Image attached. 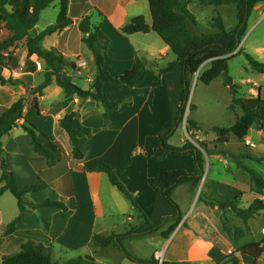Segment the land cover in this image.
Here are the masks:
<instances>
[{"label":"crops","instance_id":"1","mask_svg":"<svg viewBox=\"0 0 264 264\" xmlns=\"http://www.w3.org/2000/svg\"><path fill=\"white\" fill-rule=\"evenodd\" d=\"M60 1L55 11L56 20L60 12ZM230 7L235 9V6ZM260 7L258 6L255 9L253 16ZM7 9L9 11L11 10L10 7H7ZM96 11L101 13L103 18L98 15L96 24H93L97 25L101 23L103 31L111 39L109 50L105 54V67L112 76L119 77L131 69L137 53H146L149 55L150 59H146V63L150 69L156 70L169 63H163L172 54L169 47L163 41L162 43L157 42L156 45H142L140 47L136 46L133 42L134 39H141L142 37L140 35L147 37L155 32L151 31L147 34L137 33L131 36H125L119 32L121 27L137 16H144L147 23L152 26L148 0H69V14L73 20V24L62 32H57L47 37L43 42V47L47 50L58 49L64 54L66 59L73 63L77 61V58H83V53L81 52L84 47L83 45H85L82 42L83 34L77 32L79 33L77 34L78 39L75 40L71 36V31L74 28L80 31L79 22L81 18L76 16H94V12ZM97 12L95 15H97ZM196 16L199 23V15L196 14ZM223 19L225 20V18ZM47 27L40 28L37 25L31 31V35L36 37ZM0 34L5 36V38L11 36V32L5 28V22L2 20H0ZM15 52L20 55V67L15 71L5 69L3 75L7 79L18 80L20 83L15 86L6 85L0 88V108L10 107L20 98L26 97L29 89L36 88L44 81L42 63L37 61L35 57L31 58L27 63L28 52L25 48L24 41L18 44ZM90 61L94 65V55L92 52L90 53ZM71 71L74 75L77 74L79 76L83 73L78 68L77 70L71 69ZM93 73L95 75V70ZM180 73L181 70L178 65L174 72L162 76L160 81L155 82L150 78H146L134 88H129L124 85L112 86L106 83L103 88L107 95V102L104 107L99 106L97 102L92 100H88L81 105L80 99L74 97L68 103L67 107L62 108L58 106V103L64 100L65 95L63 90L55 84L46 88L42 96H31L24 110V119L19 124L22 125L25 121H29L43 131L51 143L61 145L62 151L57 153L58 162L50 167H43V160L34 153V146L32 145L30 136L21 127H16L2 141L6 164L10 171L16 173L20 190H23L28 185L43 182L48 184L46 190L28 196L31 202L40 203L47 199L62 201L68 207V210L63 211L49 207L39 208L24 216L13 234L5 236L6 226L19 215V208L18 210H14V212H11L9 219L4 223L0 219V228L4 227V229L2 228L0 230L1 247L15 242L16 248H21L24 243L32 241L35 244L51 247L52 259L59 262L57 260L62 259L54 256L57 252L58 254L62 252L56 248L55 244L57 243V245H62L67 250L75 251L76 255L77 251L85 248V251H82L84 256L94 257L99 264H136L129 260L115 246L101 248L92 243V238L95 235L110 236L112 234H124L131 226L137 225V223L130 224L129 221L137 220L138 218V211L136 213L134 212L136 209L132 204V209L126 211L124 200L118 194V189L110 183L108 176L95 170L100 163L110 165L127 189L134 195L135 201L148 219L150 221H156L162 218L159 216L151 218V213L139 201L141 195L144 202L150 198L154 200L156 198L162 205V201L165 203L161 192L159 190H153L150 187L149 179L161 172L171 170L184 169L189 173H194L195 165L192 158L182 157L183 159L181 161L187 162V167H172L171 163H169L168 167L160 169L156 164L157 157H159L161 152L158 151L155 156L148 158L144 152V142L147 136H159L172 126L170 97L174 91L171 92V89L167 90L166 87L172 88L173 81L178 80L180 86ZM94 75L90 78L93 79ZM71 77L66 73L63 79L74 83ZM80 87L87 90L90 88V84L86 88ZM55 92L60 94L59 98L53 96ZM262 92L263 90H261V95L263 94ZM35 99L39 104V108L33 103ZM178 108L179 104H176L175 110L178 111ZM76 111H79L81 121L87 125L91 124L90 116L98 112H106L110 118V124L108 126L95 128L91 138H83L81 140L84 158L78 164L85 167L87 169L86 172L76 169L72 170L70 168L72 161V143L68 134L60 125V119L64 115ZM165 158L168 159V157ZM32 160L37 161V165L40 167L39 172L33 165ZM131 182H139V184H132ZM108 185L114 187L113 189H116L118 192L116 190H108ZM182 187L184 185L176 189L174 197ZM217 188L221 194L228 196L218 185ZM103 189H107L106 192ZM8 193L6 192L0 197V203L10 200L6 196ZM2 205L0 204V217L3 213ZM165 205L167 206L165 203L162 207L164 208ZM190 206V202L187 201L186 207L189 210ZM181 209L183 215L186 216L187 213H184L185 207L181 206ZM215 209L218 214L223 213V211L217 208ZM202 215L204 213L198 212L192 218L196 220ZM42 218L48 220L50 224L49 231L45 232L43 230ZM101 219L103 221H100ZM189 223V229L184 231L181 228H177L168 241L170 242L168 245L169 261H186L191 264H208L209 262L220 264L225 257L226 247L230 253L235 251L236 243L233 241L231 235L225 234L223 236L220 233V235L217 234L220 237L216 236L213 238L212 235L214 233L209 232L208 226L200 229L203 234L199 239H189L193 231L191 229L193 225ZM160 231L146 237L152 236L155 240L159 239L157 241L166 247L167 244H163V239L159 234ZM262 233L264 234V232ZM136 239H128L125 243ZM245 239L246 237L243 236L238 240L246 252L249 249L244 244ZM227 240L228 246H231L229 248L225 245V241ZM155 252H158L156 247L152 249L149 258H144L143 260H150ZM238 255L241 264H248L247 260H250L254 264L261 263V259L257 260L256 257H253L248 252ZM3 256L5 255L0 256V263Z\"/></svg>","mask_w":264,"mask_h":264},{"label":"trees","instance_id":"2","mask_svg":"<svg viewBox=\"0 0 264 264\" xmlns=\"http://www.w3.org/2000/svg\"><path fill=\"white\" fill-rule=\"evenodd\" d=\"M54 2L55 0H0V20L5 22V28L11 32L9 38L0 41V88L6 85L15 86L20 83L18 80L5 78L3 71L5 69L15 71L20 67L21 60L15 52V48L22 41L25 42V48L28 52L27 63L35 57L37 61L42 63L44 70V81L39 86L29 89L26 97L20 98L10 107L0 108V185H2L0 197L6 192H10L17 199L19 207V215L8 224L4 235L13 234L24 216L39 208L49 207L63 211L68 210V207L62 201L47 199L40 203L31 202L28 196L46 190L48 184L43 182L28 185L20 190L16 173L10 171L6 164L2 141L16 127H21L30 136L34 153L43 160V167H50L58 162L57 153L62 151L61 145L51 143L48 136L29 121H25L22 125L19 124L24 119V110L31 96H42L46 88L55 84L63 90L65 95L64 100L58 104L62 108L67 107L74 97L80 99L81 105L88 100H92L97 102L99 106L104 107L107 102V95L103 90L106 83L112 86L124 85L134 88L146 78H150L155 82L160 81L162 76L174 72L179 65L181 70L180 106L174 122L165 133L159 136L149 135L144 142V152L148 158L155 156L158 151L173 156L193 158L194 173H189L184 169L171 170L161 172L149 179L150 187L161 192L163 200L172 211V214L156 221H150L135 201L134 195L127 189L110 165L100 163L95 170L106 174L110 183L131 202L140 214L137 225L131 226L124 234L95 235L92 238V243L101 248L115 246L136 264H159L158 262L155 263L153 259L147 261L132 256L126 250L124 242L128 239L155 234L162 230L166 224L171 223L169 228L162 233L165 239H169L184 218L181 206L174 198V193L180 186L188 185L195 189L201 184L205 176V152L208 155L225 154V152L218 151L219 146L229 145L231 137L243 141L254 126L264 131V98L261 95V90H259L256 98H245L240 92L241 88L235 84L234 79L229 74V63L238 56L245 57L252 72L264 74L263 62H260L243 49L238 50L249 30V21L255 9L260 5H264V0H148L152 26L147 23L144 16H137L121 27L119 32L125 36H131L153 31L169 47L171 53L175 56V60L162 68L154 70L148 68L146 60L137 54L133 67L119 77L112 76L105 67V53L110 47L111 39L103 31L101 23L94 25L92 23L93 15L76 16L81 18L79 30L83 34L82 42L94 55L95 75L92 86L87 90L63 79L67 68L77 70L75 63L66 59L58 49L47 50L43 47V42L47 37L62 32L73 24L69 14V0L60 1V12L54 24L41 31L36 37L31 35V31L40 21L42 12L51 7ZM195 3L205 8L212 7L215 9L223 6H235L237 25L233 29H227L223 17L217 13L211 19V31H200L197 16L191 10V6ZM7 7H10L11 10L9 11ZM96 12L94 13L96 14ZM97 15L103 18L101 13L97 12ZM207 63L209 67L200 74V82L204 85H210L216 79L222 78L224 85L231 89L233 96L230 109L235 112L238 107L241 109L242 115H238L235 123L229 128H214L217 139L212 149L205 144H202L203 148L197 146L191 140H186L182 146H175L170 141L184 121L187 110L194 111L196 109V106L190 102L193 78L200 68ZM33 103L39 108L36 99ZM90 120V125L82 122L79 111L66 114L60 119L61 128L68 134L72 143V161L70 165L72 170L87 171L85 167L78 164L84 158L81 140L91 138L95 128L106 127L110 124V118L106 112L95 113L90 116ZM187 122L191 128L199 129L200 124L196 120L188 119ZM232 158L237 166L248 174L254 193L263 196L264 176L255 168L240 161L239 156H232ZM252 161L262 163L264 162V155ZM32 163L39 172L40 167L37 165V161L32 160ZM201 201L213 209L230 210L235 218L241 220L244 228L235 230V242L245 236L246 231L250 229L249 222L264 212V200L256 198L248 208H242V201L239 196L230 199L221 194L214 185L207 186ZM42 222L44 230L49 231L50 224L48 220L42 218ZM227 233H230V230L227 229ZM51 252V247L28 241L21 246L18 252L3 256L0 264H99L92 256L78 257L59 263L52 259ZM246 252L242 247L236 248L227 257L230 258L231 264H241L238 254ZM162 264L191 263L186 261H163Z\"/></svg>","mask_w":264,"mask_h":264},{"label":"rangeland","instance_id":"3","mask_svg":"<svg viewBox=\"0 0 264 264\" xmlns=\"http://www.w3.org/2000/svg\"><path fill=\"white\" fill-rule=\"evenodd\" d=\"M58 2L59 0H56L55 3L51 7H49V9H47L44 13L42 12L43 14H41V18L38 23L40 28L47 27L55 23V11L58 7ZM260 6V9H258L256 14L249 21V30L246 36L243 38L238 50L243 49L245 52L253 55L257 60L264 63V5ZM191 10L199 15L200 22L198 29L202 32L211 31V19L212 17L216 16L217 13H220L221 16L225 18L224 21L228 29H232V27L236 25L237 13L236 9H234L233 7L225 6L219 9H215L212 7L204 8L201 7L198 3H195L191 6ZM97 18L98 15L94 14L92 23L96 24ZM77 32L80 31L76 30L75 28L71 31V36H73L75 40L78 39L77 34L79 33ZM140 36L142 37L141 39L133 40L134 44L138 47L142 45H156L157 42L162 43L161 38L156 33H152L147 37H145V35ZM7 38L0 34V41H4ZM83 46L84 49L82 48L81 52L83 53L82 56L83 59L86 60L87 65L83 67H78V70L83 73H81L80 76L77 74L74 75L71 71V68H67L65 70V74L68 73L69 77L72 76L71 78L75 84L86 88L88 87V84H90V87L93 84L94 78H91V82H88L87 79L93 77L95 67L90 61L91 51L86 45ZM137 54L145 60L150 59L149 55L146 53ZM79 59H81V57L77 58V60ZM174 59V55L171 54L170 58L163 63L166 64L167 62L173 61ZM74 63L77 65L76 61ZM208 67V63L204 64L193 78V84L191 88L192 95L190 102L196 106V109L194 111H191L190 109L187 110L184 121L181 123L179 129L176 130L175 134L173 135V138L170 141L171 144L175 146H182L186 140H191L197 146L202 147V144H205L212 149L215 145L214 142L217 139V135L214 131V128H229L235 123L236 117L238 115H242V111L240 108L237 107L235 112L230 109L233 96L231 94V89L224 85L222 78L216 79L210 85H204L200 82V74L205 71ZM229 74L234 79L235 84H237L241 88L240 92L245 96V98H256L258 96L260 88L261 90H263L262 97L264 98V75L252 72L249 69L248 63L244 56H238L229 63ZM166 89H171V92L174 91L172 92L173 95L170 97L172 106L171 121L173 124L177 111L175 110L176 104H179L180 106L181 89L179 86V80L173 81L172 88L166 87ZM53 96L59 98L60 94L55 92L53 93ZM188 119L196 120L200 124L199 129L191 128V126L187 122ZM218 151L225 152V154L208 155L205 152V176L201 184L195 189L191 188L188 185H184V187L178 190L177 194L174 197L176 202L180 206L185 207L184 213H187V215L183 218V222L179 225L178 228H181L185 231L189 229L190 226L188 225V223L190 222L189 224L193 225L191 227L193 231L190 235L191 237H189V239L191 240L199 239L203 234L200 229L204 226H208L207 228L209 232H211L212 234L214 233V235H212L213 238H215L216 236L220 237L218 236L220 235V233L223 236L227 234L231 235L233 237V241L235 242V230L237 228H244L241 220L235 218L230 210L223 211V213L218 214L216 212V209L206 206L201 201L203 199V193L206 191L207 186L210 187L211 185H214L215 188L218 190V185L222 191L227 193L226 195H228L227 197L230 199H234L239 196L242 201V208H248L256 198L264 200V195L258 196L254 193L248 174L245 173L242 169H240L235 163V160L232 158V156H239L240 161L255 168L264 176V162L257 163L255 161H252L264 155V131H261L260 128L257 126H254L250 130L249 135L243 141H239L234 137H231L230 144L219 146ZM163 154L160 153L159 157H157L156 165L160 169L163 167H168L169 163H171L172 167L188 166L187 162L181 161V159H183L182 157L189 156H173L169 154ZM226 154L229 155L227 156ZM165 157H168V159ZM131 183L139 184V182ZM108 186V190H116L113 189L114 187H110V185ZM103 190L106 192L107 189ZM116 192L118 191L116 190ZM118 194L124 200L126 211L131 210L132 206L130 201L124 196H122L119 192ZM6 196L10 198V200L2 201L0 203L1 205L3 204V213L0 217L2 223L9 219L11 212H14V210L16 209L18 210L19 208L17 199L10 192ZM140 198L141 195L139 197V201L141 205H143V207H145L151 213V218H153L154 216L167 217L168 215L172 214L171 210H169L166 205L164 208L162 207L165 204L163 201L162 205L161 202L157 201L156 198L155 200L153 198H150L146 202H144L143 198ZM187 201H189L191 204V211L188 207H186ZM134 212L136 213L137 210H134ZM198 212H202V214L204 213V215L200 216L196 220H193V215L197 214ZM100 221H103V219H101ZM129 223H138V218L137 220L129 221ZM170 225L171 223L166 224L162 231H166ZM249 226L250 229L246 231V239L244 241L245 246L249 249L247 252L253 255V257H256L257 260L261 259L260 264H264V234L262 233L264 232V212L260 213L256 218L251 220L249 222ZM2 228L4 229V227H1L0 230H2ZM227 229L230 230V233H227ZM162 231H160L159 234L163 239V244H167L166 247L162 246V243H159V241H157L159 239L155 240V238H153L152 236L136 239L128 243L124 242V246L131 255L142 259L149 258L152 249L156 247L158 252H155V254L150 258V260L153 259L155 263L158 262L159 264L161 261H169L170 256L168 252V245L170 242L168 241L171 239L172 235L175 232L171 235L169 239H165L162 236ZM184 239L187 240L186 237H184ZM225 242V245L228 246V240ZM235 243V248L237 249L243 246L239 244V240ZM55 246L57 249L62 251L59 254L57 252L54 255L56 258L62 259L57 260L60 263H64L66 261L84 256L82 251H85V248L83 250H80L81 253H79L80 251H77L76 255L75 251L67 250L62 245H57L56 243ZM229 247L231 246H228V248ZM19 249L20 248H16L15 242L8 243L0 248V256L11 255L13 253L18 252ZM230 254L231 253L228 252V249L226 247V253L224 254L225 258L221 261L220 264H231L230 258L227 257L230 256ZM247 262L248 264H254L250 260H247ZM208 264L215 263L209 262Z\"/></svg>","mask_w":264,"mask_h":264},{"label":"built area","instance_id":"4","mask_svg":"<svg viewBox=\"0 0 264 264\" xmlns=\"http://www.w3.org/2000/svg\"><path fill=\"white\" fill-rule=\"evenodd\" d=\"M76 63H77V65H76V66H77V68H78V67H83V66H86V65H87V62H86V60H84L83 58H81V59L77 60V61H76ZM38 66H39V67H41V65H40V64H38ZM87 81H88V82H91V81H92V79H91V78H89V79H87ZM162 262H163V261H161V262H160V264H162Z\"/></svg>","mask_w":264,"mask_h":264},{"label":"water","instance_id":"5","mask_svg":"<svg viewBox=\"0 0 264 264\" xmlns=\"http://www.w3.org/2000/svg\"><path fill=\"white\" fill-rule=\"evenodd\" d=\"M94 91H96V89H94ZM191 95H192V92H191ZM191 95H190V99H191Z\"/></svg>","mask_w":264,"mask_h":264}]
</instances>
